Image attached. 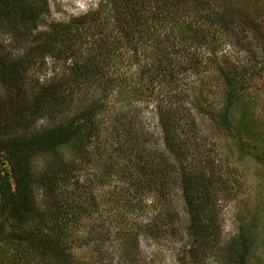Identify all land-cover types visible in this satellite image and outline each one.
<instances>
[{"label":"rangeland","instance_id":"1","mask_svg":"<svg viewBox=\"0 0 264 264\" xmlns=\"http://www.w3.org/2000/svg\"><path fill=\"white\" fill-rule=\"evenodd\" d=\"M35 5L39 18L31 34L26 33L23 39L20 38L26 31L25 23L19 15L10 17L5 24L1 21L3 55L0 60L4 64L0 65V128L5 129L0 133H11L22 121L19 128L28 127L29 118L16 123L14 106L27 103L48 80L69 73L67 58L37 57V54L28 57L27 47L22 46L30 36L46 30L52 23L70 22L95 10H101L99 17L104 31L110 33L114 29L113 20L105 14L109 8L104 0H41ZM125 40L113 65L100 71L102 79L106 78L111 84L99 87L103 80L98 84L95 81L85 89L86 98L101 99L94 135L79 144H85L81 150L74 143L67 144L33 160L36 181L30 221L47 214L51 217L47 230L52 228L55 222L50 209L53 197L46 194L44 188L51 179L61 178V175L53 172L50 179L49 165L57 159L74 160L75 165L68 168L75 177L68 183L62 178L57 181L55 187L59 189L53 196L63 207L67 206L63 212L56 211L57 222H65L69 251L80 264H128L121 258L122 250L118 251L115 245L123 241L129 249L138 252L134 264H264L263 74L249 81L243 97L229 109L234 129L226 131L214 124V116L225 109V91L213 65L197 66L193 70L175 67L164 77L156 76L153 59L158 53L153 42L138 37ZM212 47L201 46L199 51L202 49L207 55L213 51ZM230 48L218 46L216 54L219 56ZM176 56L179 62L187 64L185 68L189 67L187 54L179 52ZM13 65L17 66L15 73L9 70ZM73 88V85L68 88L58 84L54 91L56 94L64 92L63 89L74 92ZM75 92H79L78 88ZM77 97L78 93L74 95L75 99ZM171 100L195 119L197 132L203 138L202 152L213 163L207 170L211 174L212 168L214 177L220 181L216 185L219 191L214 210L198 209L202 212L198 223L191 218L190 208L177 184L160 183L162 194L159 196L154 184L138 181L142 178L140 174L130 177L127 172L122 173L128 156L120 151L124 140L120 125L129 119L140 120L148 130L149 139H154V144L146 147L156 146L155 140L157 146H161L155 107ZM59 118L57 110L38 113L35 124L30 127H45ZM239 121L243 122L239 124ZM240 125L245 132L242 137L237 135ZM0 176L9 178L3 151L0 152ZM82 207H86L84 212ZM1 208L0 257L4 253L10 258L15 245L12 234H17L19 227ZM150 219H153L150 222L153 229L147 230L145 223ZM133 233L136 241L129 245L128 236ZM25 263L37 264L33 259Z\"/></svg>","mask_w":264,"mask_h":264},{"label":"trees","instance_id":"2","mask_svg":"<svg viewBox=\"0 0 264 264\" xmlns=\"http://www.w3.org/2000/svg\"><path fill=\"white\" fill-rule=\"evenodd\" d=\"M39 1L0 0V29L1 21L5 24L10 17L19 15L26 30L21 33L23 37L20 39L26 33L31 34L39 18L38 10L35 9V3ZM104 1L109 8L105 14L114 23L110 33L104 31L103 20L99 17L101 10H95L77 16L70 22L52 23L46 30L30 36L26 45L22 46L27 47L25 52L28 57L37 54V57L46 55L54 59L67 58L70 66L68 74L57 76L58 80H48L36 96L26 100L25 105L14 106L12 110L18 120L16 123L29 118L31 123L28 127L24 125L19 128L23 123L20 121L11 133H0V152L5 153L9 167V178L0 176V206L19 227L18 233L12 234L15 245L10 258L3 253L0 264H26L31 259L37 264L46 261L50 264H80L69 251L65 222H57L56 211L63 212L67 206L63 207L61 201H55L53 196V192L59 189L55 187L57 181L62 178L68 183L75 177L71 176L72 170L68 168L75 165V162L57 159L53 165H49L50 179L53 172L59 173L61 178L51 179L52 183L44 188L45 193L53 197L50 209L55 221L52 228L47 230V221L51 219L47 214L37 220L29 219L36 181L33 160L67 144L74 143L81 150L85 144H79L94 135L97 128L95 117L102 108L101 99L86 98L85 89L90 83L93 85L97 81L98 84L103 80L100 71L109 64L113 65L115 58L120 55L118 49L124 45V39L138 37L153 42V48L158 53L153 59L156 76L164 77L172 73L175 67L193 70L213 65V71L225 91V109L214 116V124L226 131L234 129L229 114L231 106L243 97L253 77L261 74L264 77V0ZM209 45L213 46V51L207 55L204 50L199 51L201 46ZM218 46L231 48L218 56ZM0 52L3 55L1 46ZM179 52L187 54V61L190 62L188 68H185L187 64L177 60ZM191 63L193 66H190ZM1 64H4L3 60H0ZM15 69L17 66L13 65L9 70L14 72ZM58 84L68 88L73 85L74 92L63 89L64 92L56 94L54 89ZM109 84L105 78L99 87ZM76 88L81 93L75 92ZM174 95L178 97V94ZM54 110H57L60 118L53 124L30 127L35 124L38 113L49 114ZM155 114L161 146H157L155 140L156 146L149 149L146 147L154 144V139H149L148 130L140 120L129 119L120 125L124 131L120 151L125 157L128 156L122 173L127 172L130 177L134 173L140 174L142 178L138 181L154 184L159 196L162 194L160 183L177 184L184 202L190 208L191 218L198 223L202 214L198 209L213 211L217 200L219 190H216V185L220 181L214 177L212 168L211 174L207 170L208 166L213 167V163L202 152L203 138L197 132L196 121L188 110L176 106L171 100L164 105H156ZM240 121L239 124L243 122ZM244 133L240 125L237 135L242 137ZM81 210L84 212L86 207ZM150 220L145 223L147 230L153 229L150 224L153 219ZM133 234L128 236L131 240L129 245L136 241V235ZM115 245L118 251L122 250V260L125 259L128 264L135 263L138 254L135 253L136 249H129L125 241Z\"/></svg>","mask_w":264,"mask_h":264}]
</instances>
